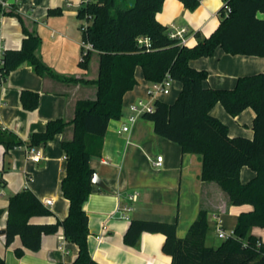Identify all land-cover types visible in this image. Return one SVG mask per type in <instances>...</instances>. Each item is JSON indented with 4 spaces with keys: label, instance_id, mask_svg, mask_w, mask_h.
<instances>
[{
    "label": "crops",
    "instance_id": "1",
    "mask_svg": "<svg viewBox=\"0 0 264 264\" xmlns=\"http://www.w3.org/2000/svg\"><path fill=\"white\" fill-rule=\"evenodd\" d=\"M164 1L162 10L157 14L158 21L169 30L187 28L189 47L209 37L218 28L219 12L226 4L224 0H202L196 10L190 11L179 0ZM8 2L10 7L0 23V48H21L23 23L29 32L40 37L36 54L57 76L54 78L48 73L40 76L32 65L26 63L12 71L0 88V137L3 133H12L27 141L32 133L45 131L52 120L63 118L70 123L75 117L79 99L96 98V85L82 80L94 81L98 78L99 55L93 53L88 69L81 67L79 0ZM50 10L61 12L50 15ZM259 17L263 20L264 14H259ZM189 64L208 73L204 85L213 90H233L240 78L264 73V57L230 55L221 48L213 56L194 59ZM135 76L138 84L124 96L121 118L109 123L102 155L90 160V166L110 189L105 191L93 186L85 203L90 228L88 246L98 264L172 263L171 256L162 250L165 242L163 234L144 233L135 246L124 243V235L133 219L177 222L178 237L183 238L201 208L208 211L209 222L212 220L210 231L213 229L215 234L219 224L225 232L234 230L238 216L253 209L250 205H230L227 194L217 183L203 182L200 178L201 158L196 154L183 153L178 144L157 136L153 123L144 119V115L139 116L135 123H129V117L134 114L132 106L139 101L154 104L159 100L172 105L177 101L183 85L172 80L168 94L151 100L148 96L151 82L145 79L140 67L136 69ZM65 78L80 81L65 82ZM25 90L39 94L38 107L34 111L24 109L22 105L21 93ZM211 115L228 127L231 138H254V109L247 108L232 116L221 103H216ZM125 126H129L128 132L123 131ZM72 138L73 125L69 124L53 140L37 147L42 153L38 163L28 161L25 146L7 151L0 144V210L4 211L0 219V256L6 264H71L76 260L78 248L65 239L63 229L44 235L39 251L25 250L21 257L15 252L22 247L20 237L7 246L5 233H1L8 226L10 196L25 188L43 203L45 200L53 201L47 206L52 215L34 217L32 223H56L66 218L69 202L63 196L62 180L68 162L62 143ZM158 156H163L161 166L155 165ZM255 176L256 172L247 166L240 171L244 184ZM134 194L138 198L130 201L129 196ZM125 205L132 207L127 214L129 219L122 218L119 212V208ZM252 234L264 241V228H253Z\"/></svg>",
    "mask_w": 264,
    "mask_h": 264
},
{
    "label": "trees",
    "instance_id": "2",
    "mask_svg": "<svg viewBox=\"0 0 264 264\" xmlns=\"http://www.w3.org/2000/svg\"><path fill=\"white\" fill-rule=\"evenodd\" d=\"M125 1L94 0L82 4L78 11L80 20L91 17L82 40L95 48L80 63L81 67L88 69L93 53L99 55L98 78L82 80L96 85V98L79 99L70 123L63 118L52 120L45 131L32 133L27 141L12 133L1 134L0 144L9 151L46 145L69 124L73 125L72 140L62 143L68 162L62 180L63 196L69 202L66 218L56 223H32V218L47 217L52 212L25 188L9 198L6 245H12L20 237L22 247L15 252L21 257L25 250L39 251L44 235L63 229L65 239L78 248L77 258L71 264H98L88 246L90 228L85 210L95 174L90 160L102 155L109 123L121 118L124 96L138 84L135 73L140 67L148 82L158 83L168 77L183 84L172 105L156 100L154 109L143 114L144 119L153 123L155 134L178 144L183 153L198 155L202 160L201 180L217 183L227 194L230 205H250L253 209L238 216L236 234L218 247L206 244L210 223L204 208L199 210L183 238L178 237L177 222L133 219L124 235V243L135 246L142 234L160 233L165 236L162 250L171 256V264H264V241L252 234L253 228H264V73L240 78L233 90H213L204 85L208 73L189 64L191 60L213 56L218 48L230 55L264 57V19L259 17L264 14V0H224L226 4L219 12L218 28L193 47L180 45L170 37L169 28L158 21L157 14L164 0H135L132 7H126ZM179 1L186 9L194 11L202 0ZM228 7L230 13H227ZM60 12L50 10L49 14ZM22 26V46L17 50H4L0 78L7 79L12 71L26 63L32 65L38 75L48 73L56 78L36 54L40 37L29 32L23 23ZM145 38L149 39V44H140L139 40ZM21 95L24 109L34 111L38 107V93L25 90ZM216 103H221L232 116L247 108L254 109V138H231L228 127L211 115ZM245 166L256 172L246 184L240 179V171ZM3 214L0 210V219ZM0 264H6L1 256Z\"/></svg>",
    "mask_w": 264,
    "mask_h": 264
},
{
    "label": "built area",
    "instance_id": "3",
    "mask_svg": "<svg viewBox=\"0 0 264 264\" xmlns=\"http://www.w3.org/2000/svg\"><path fill=\"white\" fill-rule=\"evenodd\" d=\"M94 0H79L80 2V6L82 4H86V3H90L93 2ZM10 7L8 0H0V23L2 22V19L7 11V9ZM231 9L228 7L227 8V13H230ZM81 21H85V23H82L80 26V30L83 32H85L89 26V24L91 23V17H86L84 20ZM188 29L187 28H181V29H173L170 30V37L173 39L178 40L180 45H187L188 43ZM139 43L142 44H149V39L145 38V39H140ZM81 56H80V61L82 62L84 60V58L87 56V54L90 51H93L95 48H93V45L89 42H85L82 40L81 42ZM3 56H4V50L2 48H0V65L3 64ZM5 78H0V88L2 87L3 83H4ZM171 82L172 80L168 77H166L162 82H158V83H151L150 89L148 91V96L151 100L155 99L156 97H158L159 95L162 94H168L170 91V86H171ZM154 109L153 104H147L144 103L143 101H139L136 105L132 106V111L134 112L133 115H131L129 117V123H135L138 119L139 116L143 115L146 112H151ZM129 130V126H125L123 128V131L128 132ZM26 148V154H27V159L28 161H33V162H41L42 159V153L40 151V149H38L37 147H27ZM163 162V156H158L155 162V165L157 166H161ZM137 194L131 195L129 196V200L130 201H135L138 197ZM53 201L52 200H45L44 201V205L45 206H50L52 205ZM132 211V207L125 205L119 208V212L122 213L121 216L124 219H129L128 217V213ZM217 234L218 237L226 240L228 238H230L231 236H234V230L230 231V232H225L222 228H221V224H219V226L217 227Z\"/></svg>",
    "mask_w": 264,
    "mask_h": 264
},
{
    "label": "rangeland",
    "instance_id": "4",
    "mask_svg": "<svg viewBox=\"0 0 264 264\" xmlns=\"http://www.w3.org/2000/svg\"><path fill=\"white\" fill-rule=\"evenodd\" d=\"M134 3H135V0H127V1H125V6H126V7H132V6L134 5ZM119 4H120L121 6H123V5L120 3V1H119ZM82 23H85V21H82ZM94 53H95V52H94ZM211 222H212V220H211ZM211 222H209L210 225H211ZM222 241H223V239L219 238V237L217 236V234L214 233V230L211 229V231H210V233H209V235H208L207 244H208V245H213V246H218V245L221 244Z\"/></svg>",
    "mask_w": 264,
    "mask_h": 264
},
{
    "label": "water",
    "instance_id": "5",
    "mask_svg": "<svg viewBox=\"0 0 264 264\" xmlns=\"http://www.w3.org/2000/svg\"><path fill=\"white\" fill-rule=\"evenodd\" d=\"M93 180H91V183L93 186H96L102 190H105V191H109V187L104 183V181L98 176V174H94V176L92 177ZM2 234L5 233V231H2L1 232Z\"/></svg>",
    "mask_w": 264,
    "mask_h": 264
}]
</instances>
